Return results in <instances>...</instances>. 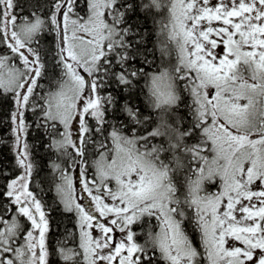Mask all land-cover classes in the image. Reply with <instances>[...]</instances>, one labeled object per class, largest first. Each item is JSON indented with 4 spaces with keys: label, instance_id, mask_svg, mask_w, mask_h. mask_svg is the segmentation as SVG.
Returning <instances> with one entry per match:
<instances>
[{
    "label": "snow or ice",
    "instance_id": "snow-or-ice-1",
    "mask_svg": "<svg viewBox=\"0 0 264 264\" xmlns=\"http://www.w3.org/2000/svg\"><path fill=\"white\" fill-rule=\"evenodd\" d=\"M141 81L144 107L121 105ZM8 95L0 264H264V0H0ZM28 112L66 165L53 187L75 231L55 243Z\"/></svg>",
    "mask_w": 264,
    "mask_h": 264
},
{
    "label": "trees",
    "instance_id": "trees-1",
    "mask_svg": "<svg viewBox=\"0 0 264 264\" xmlns=\"http://www.w3.org/2000/svg\"><path fill=\"white\" fill-rule=\"evenodd\" d=\"M155 19H160L156 16ZM140 23H144L143 16L141 17ZM146 27H148L151 35L149 36L148 47L152 49L157 45V35L156 26L153 23V17L149 15ZM162 40V37H160ZM50 40V38H49ZM49 47V42L45 41L42 44L43 49ZM151 60L152 57L150 56ZM159 53H156V63L158 64ZM147 69V66H145ZM46 90L49 87L47 81H41ZM143 87V81L137 88L130 91H124L120 100L122 105L126 100L132 105L144 107L146 103V98L144 94L139 90ZM108 91H117L116 86L113 85ZM106 94V93H105ZM119 94V92H118ZM13 110V103L11 96H0V190L3 189L6 181H10L14 176L19 173V169L16 166V156H15V137L12 132L13 124L9 119L10 113ZM37 119L35 115L31 112L26 113L27 123L30 125L27 132V142L31 147L33 160L36 168L33 172L31 178V187L36 192L39 198H42L52 209V234L51 241L55 243L56 241L64 239L67 232L75 231L73 225L75 220L68 214H65L59 208L56 202V194L53 187L54 180V169L53 163H60L64 166L61 158H57V154L49 150L47 147L48 136L44 128H37L34 121ZM6 203V201H4ZM137 227V226H136ZM147 228V225H146Z\"/></svg>",
    "mask_w": 264,
    "mask_h": 264
},
{
    "label": "rangeland",
    "instance_id": "rangeland-1",
    "mask_svg": "<svg viewBox=\"0 0 264 264\" xmlns=\"http://www.w3.org/2000/svg\"><path fill=\"white\" fill-rule=\"evenodd\" d=\"M163 39V38H162ZM61 161L63 162V158H61ZM64 166H66V165H64ZM77 173L76 172H74L73 173V176L75 177V175H76ZM76 187H77V190L79 191V185L77 184L76 185ZM88 201L87 200H85L84 201V203H87ZM134 229L138 232V233H140L141 234V242H143V231L144 230H146V224L143 226V227H141V226H139V225H137V227L136 226H134Z\"/></svg>",
    "mask_w": 264,
    "mask_h": 264
}]
</instances>
